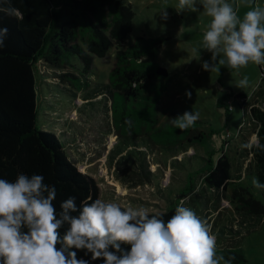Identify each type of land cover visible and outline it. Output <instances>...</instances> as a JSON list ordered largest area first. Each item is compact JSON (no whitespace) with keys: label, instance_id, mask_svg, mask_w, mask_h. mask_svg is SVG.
Instances as JSON below:
<instances>
[{"label":"trees","instance_id":"16d2710c","mask_svg":"<svg viewBox=\"0 0 264 264\" xmlns=\"http://www.w3.org/2000/svg\"><path fill=\"white\" fill-rule=\"evenodd\" d=\"M235 1L228 0L234 5ZM12 5L21 11V18L0 13V28L8 29L4 46L0 48V178L11 182L20 173L42 175L46 184L56 187L57 213L61 202L69 197L76 198L78 208L89 196L93 200L100 198L96 179L79 170L69 157L65 138L71 135L64 131L56 134L38 126L37 74L42 61L49 68L63 70L61 77L73 87L87 91L91 83L83 73L87 75L91 71L95 57L104 58L112 48L115 49L114 65L108 83L103 86L110 102V129L125 146L137 149L139 162L135 163L141 167L145 179L151 176L147 159L150 154L175 161L189 147L200 145L206 150L204 145L214 133L201 127L202 120L181 131L170 123V119L182 115L179 112L174 110L164 121L159 118V105L170 73L158 60L168 38L140 36L131 46L123 48L135 15L131 4L126 5L123 0H12ZM73 58H78L82 65L79 76L72 70ZM258 66L263 73L262 66ZM235 97L241 99L240 106L249 115L247 126L257 138L251 142L254 145L251 150L240 148L244 161L248 160L247 172L240 181L231 183L233 159L226 147L231 140L229 134L224 137L215 161V152H207L201 172H206L203 180L214 202L226 199L236 217L257 220L264 217V190L256 189L252 183L244 186L243 182L249 173L252 179L264 184V110L259 104L249 106L244 94ZM245 143L243 139L242 145ZM187 178V188L191 189L194 178L191 180L190 174ZM177 205L179 202L173 201L167 211L149 213V216L155 215L167 222L175 214ZM192 207L201 219L203 214L206 216L198 206ZM66 231L67 225L59 230L61 239ZM62 247L57 245L58 249ZM122 247L130 250L128 245ZM68 251L75 252L77 260L88 264H104L103 259L93 261L86 250ZM216 252L232 264L247 262L238 247H216Z\"/></svg>","mask_w":264,"mask_h":264},{"label":"rangeland","instance_id":"374dc122","mask_svg":"<svg viewBox=\"0 0 264 264\" xmlns=\"http://www.w3.org/2000/svg\"><path fill=\"white\" fill-rule=\"evenodd\" d=\"M123 2L131 4L135 14L123 48L131 46L140 36L168 38L161 47L158 60L170 73L159 105L160 120L164 121L174 110L180 114L191 110L199 112L201 127L214 133L213 138L204 145L206 150L200 145L189 147L187 153H179L175 161L170 157L161 159L157 158L158 155L150 154L147 159L151 176L145 179L141 167L135 163L139 162L136 159L137 149L125 146L110 129V102L103 86L108 83L114 65V48L104 58L95 57L91 71L87 75L83 73L91 83L87 91H79L63 80V70L49 68L42 61L38 64L43 74H37L38 126L56 134L64 131L71 135L65 138L69 157L79 170L96 179L100 199L119 203L124 208L129 205L144 206L149 213L165 212L173 201L180 203L183 200V206L193 211L192 206L196 205L207 213L202 217L216 236V247L241 248L247 259L245 264H264V217L257 220L241 215L236 217L226 199L220 203L214 202L203 180L206 172H201L208 157L207 152H215V161L219 156L218 149L228 134L231 140L226 147L230 149L233 159L232 177L238 178L243 171L246 164L240 150L243 139L249 143L257 138L247 126L249 115L240 106L241 99L235 95L244 94L251 100L258 95V100L264 102V66L263 73L253 63L238 71L224 65L212 72L203 70V62L211 63L212 59V54L202 46L203 34L211 18L203 14L200 0H196L198 10L179 12V0ZM229 3L234 7L240 5L238 15L241 17L250 10L242 0H236V5ZM257 4L264 7V0H253V7ZM165 11L166 19L162 16ZM71 63L72 70L78 75L82 70L80 61L73 58ZM245 76L249 81L248 86L242 89L236 87L237 82ZM186 92H191V99L185 95ZM261 106L264 110V103ZM129 156L136 160L128 159ZM187 174L191 175V180L194 178L191 189L187 188ZM249 175L243 182L244 186L252 181ZM229 188H232V184H229ZM256 196L261 199L258 194Z\"/></svg>","mask_w":264,"mask_h":264},{"label":"clouds","instance_id":"9594fccd","mask_svg":"<svg viewBox=\"0 0 264 264\" xmlns=\"http://www.w3.org/2000/svg\"><path fill=\"white\" fill-rule=\"evenodd\" d=\"M250 10L241 17L240 5L228 0H200L203 14L210 17L202 46L212 54L211 63L204 61L205 71H216L220 65L239 70L249 63L264 66V7L253 0H242ZM198 10L196 0H179L177 11ZM0 13L21 18V11L12 0H0ZM167 18V12L162 13ZM8 35L0 28V48ZM249 84L247 76L236 87ZM185 95L191 99V92ZM200 113L185 111L170 119L174 128L187 130L199 120ZM130 123V122H129ZM249 142L241 145L251 150ZM256 189L264 184L251 181ZM57 191L44 182L42 175L20 173L14 181L0 178V264H88L77 260L75 248L91 253L93 261L104 264H221L223 256L216 252V236L207 220L183 206L181 200L175 214L165 222L149 216L144 206L126 208L91 196L77 207L69 197L54 206ZM77 213V215H72ZM67 225L61 239L59 230ZM62 244V248H57ZM123 245L130 246L126 250ZM67 252V255L65 254ZM224 264H229L224 261Z\"/></svg>","mask_w":264,"mask_h":264},{"label":"crops","instance_id":"0c3cea01","mask_svg":"<svg viewBox=\"0 0 264 264\" xmlns=\"http://www.w3.org/2000/svg\"><path fill=\"white\" fill-rule=\"evenodd\" d=\"M235 5H236V1H235ZM246 97V96H245ZM246 99H247V102L248 103H250V104H252V105H258L259 104V106L261 105V104H263L264 102H260L259 100H258V95L256 96V98H254L253 100H251V98H247L246 97ZM252 105H250V106H252ZM263 110V109H262ZM257 141V140H256ZM255 141V142H256ZM247 162H248V160L246 161V164H247ZM246 164L243 166L244 167V169H243V171L240 173V176L238 177V178H236V179H234L233 177H232V179H231V183H234V182H237V181H240V179H241V176L242 175H244L247 171L245 170V168H246ZM254 167V166H253ZM255 168V167H254ZM254 172H256L255 170H254Z\"/></svg>","mask_w":264,"mask_h":264}]
</instances>
